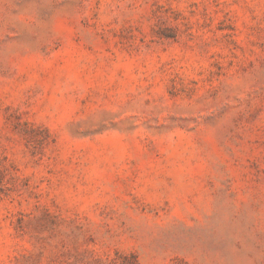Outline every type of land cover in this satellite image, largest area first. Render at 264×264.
I'll list each match as a JSON object with an SVG mask.
<instances>
[{"label": "rangeland", "instance_id": "374dc122", "mask_svg": "<svg viewBox=\"0 0 264 264\" xmlns=\"http://www.w3.org/2000/svg\"><path fill=\"white\" fill-rule=\"evenodd\" d=\"M0 264H264V0H0Z\"/></svg>", "mask_w": 264, "mask_h": 264}]
</instances>
